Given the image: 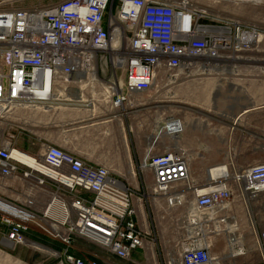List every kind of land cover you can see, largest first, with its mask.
<instances>
[{
  "label": "built area",
  "instance_id": "2783aa9c",
  "mask_svg": "<svg viewBox=\"0 0 264 264\" xmlns=\"http://www.w3.org/2000/svg\"><path fill=\"white\" fill-rule=\"evenodd\" d=\"M13 1L0 0V118L17 106H53L70 88L85 94V105L99 103L112 119L123 117L134 107L131 97L149 91L159 71L174 73L163 80L204 74L214 68L208 64L213 60L238 61L260 37L253 28L217 19L197 0H58L20 7ZM181 129L177 126V135ZM13 138L8 133L0 145V181L20 175L32 185L24 207L0 199L5 247L37 244L34 238L42 232L60 247L62 264H99L68 253L75 239L126 260L155 242L148 228L155 220L148 212L138 216L134 205L151 197L161 211L157 220L176 219L180 229L178 251L165 264H225L250 251L264 264V231L247 212V240L235 208L236 198L247 211L248 203L264 193V162L238 170L219 163L199 184L190 177L187 151L153 153L156 138L138 165V174L146 171L151 179L149 192H140L105 167L55 146L41 144L37 157L28 156L11 147ZM13 155L28 156L33 167ZM220 236L225 242L221 258L211 253Z\"/></svg>",
  "mask_w": 264,
  "mask_h": 264
},
{
  "label": "crops",
  "instance_id": "0c3cea01",
  "mask_svg": "<svg viewBox=\"0 0 264 264\" xmlns=\"http://www.w3.org/2000/svg\"><path fill=\"white\" fill-rule=\"evenodd\" d=\"M258 42L246 53L252 58L248 59V63L213 60L208 64L214 68L200 74L206 78L195 80L194 76L197 73L190 74L186 87L195 92L200 91L202 117L200 120L208 124L206 128L211 124L213 129H224L226 125L231 127L237 124L241 129L254 128L256 117L248 116L244 121H237L252 110L264 109V42L262 40ZM80 94L76 89L70 88L53 106H17L6 117L0 118V145L10 133L14 136L11 147L28 156L37 157L41 144L51 145L88 164L103 166L108 169L110 175L119 179L125 175L129 178L135 174L138 176V165L145 155L148 144L133 142L130 135L134 127L131 125L129 131L127 115L112 119L107 115V106H101L99 103L85 105V94L82 96ZM210 98L211 100H208ZM231 108L240 109L241 112L238 110L240 114L231 117L233 122L224 123L222 120L226 118L225 115ZM167 118L181 122L171 116ZM227 118L230 119V116ZM196 120L199 121L192 119L185 122L184 134L181 139L178 138L179 145L175 147L188 152L190 177L200 184L208 168L233 161V157L230 154L227 156L223 145L209 140L205 142L203 138H199L201 129L198 124H193ZM189 129L192 134L185 135ZM238 156L245 157L246 153H239ZM1 183L11 191L21 194H27L28 185H32L30 178H23L20 175L10 177ZM32 191L36 193L37 189L32 188ZM39 209L38 204L33 211L37 213ZM148 228L155 235L153 246H146L145 250L132 251L126 260H117L111 254L102 253L97 247L79 239L74 240L68 253L75 257L95 258L99 264H165L169 255H175L178 251L176 245L180 236L178 221L157 220ZM215 245L221 246V256H217L221 258L225 253L223 241L215 240L211 248L213 255Z\"/></svg>",
  "mask_w": 264,
  "mask_h": 264
},
{
  "label": "rangeland",
  "instance_id": "374dc122",
  "mask_svg": "<svg viewBox=\"0 0 264 264\" xmlns=\"http://www.w3.org/2000/svg\"><path fill=\"white\" fill-rule=\"evenodd\" d=\"M56 1L58 0H15L12 2V5H16L18 7L45 5ZM197 3L207 8L217 19L223 22H237L246 29L253 28L260 35V39L264 42V0H260L259 2L251 0H197ZM105 18L106 15L104 20ZM243 59H247L246 62L248 63V59L252 58H250V55L248 54H243L237 62H242ZM231 60L235 59H230L228 61ZM194 73H197L195 74L196 76H194L195 80L206 78L204 76H200V73L196 71H194ZM164 74L174 75V73H164L159 71L156 80L149 91L134 95L130 99L134 107L128 108L127 119L129 122V131L131 130V125L134 127L130 135L133 142L138 141L141 144L144 143V145L151 143L149 138L154 133V130H156L159 125L164 123L163 121L168 116L177 118L181 120L182 125L184 124L183 131H181L178 135L180 139L186 129L185 122L191 121L192 119H199V121L196 120L193 123L194 125L198 124L201 129H199V138H203L205 142L209 140L213 141L215 144L219 143L220 145H223L227 156L230 154V156L233 157V161L229 162L233 166V170H238L242 166L264 162V109L252 110V112L242 116L241 120H236L239 122L244 121L246 119L245 117L248 116L256 117L257 122L254 123V128L252 129H241L238 127V124L234 126L230 125L231 127L226 125V128L224 129H213V125L211 124L210 127L206 128L207 123H201L200 120L202 118L200 112V91L198 90V92H195V90L190 89V87H186V82L190 80V75L171 78V81L168 80L169 78L163 80L162 78ZM248 79H250V77ZM208 100H211V98ZM238 110L241 112L240 109ZM238 110H236V108L228 109V112L226 113L227 115H225L226 118L222 121L224 123L233 122L231 117L238 116L240 114L238 113ZM234 111H236V113ZM228 115L230 116V119L227 118ZM187 134L191 135L192 131L189 129L185 132V135ZM178 142L179 140L174 141V139L163 133L157 137L155 141L156 150L153 153L159 154L163 151V148H167L168 146H178ZM239 153H246V156L239 157ZM199 154L203 153L199 152ZM120 179L134 190L137 189L136 191L141 192L146 189V191L149 192L150 190L151 179L146 171L140 172L138 176L135 174L134 177L131 175V178H129V176L125 175ZM0 186H2L0 189V199L24 207L23 202L26 200L27 194L15 193L11 191V189H8L4 183H1V181ZM177 189L180 190L181 188L178 187ZM146 201L147 203H144V200L141 202H134V205L139 212L138 216L143 217L145 215V217H147L148 212L156 221L158 216L161 214V211L156 210L153 207L151 197L147 198ZM235 208L240 214L238 221L240 231L247 240L249 239L248 233L250 228L247 212L250 213L251 220L255 223L256 229L258 231H264V193L258 195L257 198L248 203L247 211L243 206L242 200L240 198H236ZM176 216H180V214H171L169 217L175 218ZM43 235L45 234L41 232L37 236L45 239L46 236L44 237ZM26 239L27 241H32L30 236H26ZM223 239V236L217 238V240L223 241V246L225 247ZM28 243L29 242H26L23 245L9 248L5 247L0 242V264H62L60 262L61 257L58 253L60 247L57 243L53 242V244L55 243L54 246L57 249H52L49 245L45 244ZM45 250H49L54 253V255ZM98 250L101 249L98 248ZM221 252V246L215 245L214 256H221ZM224 263L261 264L260 258L257 257V255H254L251 251L245 258L237 259L234 262L224 261Z\"/></svg>",
  "mask_w": 264,
  "mask_h": 264
},
{
  "label": "bare ground",
  "instance_id": "6f19581e",
  "mask_svg": "<svg viewBox=\"0 0 264 264\" xmlns=\"http://www.w3.org/2000/svg\"><path fill=\"white\" fill-rule=\"evenodd\" d=\"M254 2H259L260 0H251ZM107 12H108V7H107ZM261 37L257 38V42L261 41L260 39ZM176 80V79H175ZM180 124L178 125V121H176V123L174 125H169L168 123H162L161 125L158 126V128L154 131V133L152 134V136L149 138L151 141L155 140L158 136H160L161 134H166L168 135L170 138L174 139V141H178V135L176 134L178 131H176L175 129H177V126L182 128L181 130H183L184 128V124L182 125L181 122H179ZM202 123V122H201ZM205 124V123H204ZM208 125V124H207ZM206 125V126H207ZM205 126V125H204ZM203 126V127H204ZM216 134V133H215ZM17 155H13V158L15 157V159H17L18 161H20L22 164H24L26 167L32 168V164H31V160L28 156L24 155V156H17ZM243 230V229H242ZM39 247V246H38ZM48 251V253L54 255V253L50 252L49 250H45Z\"/></svg>",
  "mask_w": 264,
  "mask_h": 264
},
{
  "label": "trees",
  "instance_id": "16d2710c",
  "mask_svg": "<svg viewBox=\"0 0 264 264\" xmlns=\"http://www.w3.org/2000/svg\"><path fill=\"white\" fill-rule=\"evenodd\" d=\"M34 240L37 242V243H40V244H42V245H49L50 246V248H52V249H57L55 246H54V244H53V242H49V241H47L46 239H44V238H42V237H35L34 238Z\"/></svg>",
  "mask_w": 264,
  "mask_h": 264
}]
</instances>
